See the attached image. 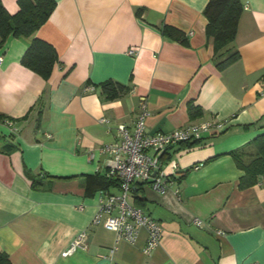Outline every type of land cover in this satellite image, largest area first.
I'll list each match as a JSON object with an SVG mask.
<instances>
[{"label":"crops","instance_id":"1","mask_svg":"<svg viewBox=\"0 0 264 264\" xmlns=\"http://www.w3.org/2000/svg\"><path fill=\"white\" fill-rule=\"evenodd\" d=\"M1 1L19 12V0ZM240 1L226 50L241 58L224 71L207 36L209 0H56L34 34L58 54L48 80L22 64L31 38L0 40V252L11 264H264V179L241 189L244 172L229 154L264 134V0ZM107 81L129 90L107 100ZM143 102L149 135L225 124L168 150L178 172L166 167L165 193L135 186L129 202L162 226L148 255L146 230L129 243L104 227L105 216L92 223L101 197L120 192L106 186L109 156L100 150L121 141L120 125L134 129ZM189 103L199 117L190 118ZM84 233L88 249L64 256Z\"/></svg>","mask_w":264,"mask_h":264},{"label":"built area","instance_id":"2","mask_svg":"<svg viewBox=\"0 0 264 264\" xmlns=\"http://www.w3.org/2000/svg\"><path fill=\"white\" fill-rule=\"evenodd\" d=\"M135 53L134 50L128 51L129 55ZM2 61L0 58V66ZM148 116L147 104L143 102L134 129L130 130L125 125H120L118 132L121 141L101 148V153L109 156L108 175L120 181V192L116 195L107 193L101 197L98 213L92 221L94 225H98L105 216L104 227L113 231L118 241L124 240L129 243H134L140 231L146 230L147 241L143 250L146 255L160 245L162 226L143 209L129 202L135 186L142 182L150 185L158 193H165L172 180V176L166 172V167H172V175L178 172L176 161H167L163 158L168 150L183 144L201 142L206 135L222 130L225 125L219 121H208L190 124L170 133L149 135L146 133ZM4 124L13 131L16 130L12 121L5 120ZM195 224L200 226L202 221L197 219ZM78 249H88L86 233L81 234L63 255L70 256Z\"/></svg>","mask_w":264,"mask_h":264},{"label":"trees","instance_id":"3","mask_svg":"<svg viewBox=\"0 0 264 264\" xmlns=\"http://www.w3.org/2000/svg\"><path fill=\"white\" fill-rule=\"evenodd\" d=\"M18 5L19 12L12 15L0 0L1 44L9 37L31 38L22 64L48 80L58 62V54L51 44L34 37V34L49 20L57 7V2L56 0H19ZM242 11L243 6L240 0H209L204 9V15L208 20L207 36L213 39L214 61L220 71H224L241 58L238 51L226 50V48L236 38ZM164 34L176 38L182 37L179 30L168 27L164 29ZM101 88L102 94L107 100L116 99L129 90L128 86L113 81L103 83ZM188 114L190 118H197L201 115V109L193 103H189ZM197 143L199 142L183 145L191 147ZM229 154L233 157L237 167L244 172L239 184L241 189L251 188L264 179V134ZM169 158L168 155L166 159ZM105 181L106 186H115L120 189L118 179L109 177ZM136 200L137 204L141 202L138 195H136ZM0 264H11L7 254L0 252Z\"/></svg>","mask_w":264,"mask_h":264}]
</instances>
